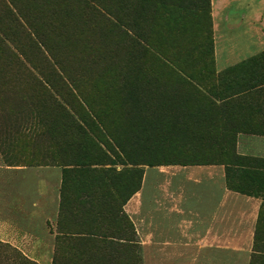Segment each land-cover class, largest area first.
<instances>
[{
	"label": "rangeland",
	"instance_id": "374dc122",
	"mask_svg": "<svg viewBox=\"0 0 264 264\" xmlns=\"http://www.w3.org/2000/svg\"><path fill=\"white\" fill-rule=\"evenodd\" d=\"M84 6L127 14L135 57ZM132 64L145 77L123 76ZM164 65L190 76H147ZM36 80L63 81L84 106L68 109L89 123L77 119L93 140L84 152L70 128L50 139ZM226 132L245 160L215 159L208 141ZM203 217L212 230L200 231ZM134 255L264 264V0H0V264Z\"/></svg>",
	"mask_w": 264,
	"mask_h": 264
},
{
	"label": "trees",
	"instance_id": "16d2710c",
	"mask_svg": "<svg viewBox=\"0 0 264 264\" xmlns=\"http://www.w3.org/2000/svg\"><path fill=\"white\" fill-rule=\"evenodd\" d=\"M98 3L100 7L103 6L100 2ZM84 8L86 10L85 9L82 10V13L88 16V19L92 23L96 24L99 22L101 23L102 28L111 31L115 36L121 37L120 41L124 45V49L126 51V56L128 59L130 57H135L134 52L136 48V43H134L133 36H131L132 29L130 28L131 25L128 23L130 19L128 17H124V15L127 16V14L118 13L119 16L113 14L117 16V18H115L116 22H114V18L111 19L109 17H106L105 14L101 13L96 7L93 6L89 7L90 8L89 10L85 6ZM102 8L105 9L104 7ZM106 9L105 11L108 12L109 10L107 9L108 10L107 11ZM164 68L165 69L162 70L160 73L155 74V73H151V71H146V74L147 76L154 78H157L160 74L162 75L171 74L172 76L181 77L180 73H182L186 76H190V73L184 69H178L179 70L178 71L175 68L169 67L167 65H164ZM140 72L142 71L139 68H135L133 64L131 66L125 65L123 76L127 78L135 75H137V77L139 76L145 77V75L141 74ZM59 79L61 80V78ZM57 81L58 80H56L55 83H57ZM63 83L64 82L62 81L58 83L57 87H55L56 84L50 85V87L55 90V93L59 95L60 99L64 102V104L54 97V94L51 91L52 89H50L49 86L46 85L47 86L46 87L45 84L43 85V82L39 80L38 81L36 80V95H35L36 100L38 102V105L44 104L46 107H48L49 110H52L53 112V115H51L50 113L47 112V109H44V112L46 113L47 116V123L51 125V128L48 130V135L50 139L57 142L60 141L63 142V139L67 136L66 134L67 128H70L72 130L71 131L72 136L68 140L69 142L68 145L76 147L78 149L77 151L81 150L84 152L88 144L93 143L92 142L93 140L90 136H87L84 127L81 124H79L78 120L82 121L85 125H89V123L88 122L86 123V121L84 122L85 119L83 115H81V117H78L77 120L70 112L72 110L74 111V109L77 110L83 109L84 106L77 100L76 95ZM62 92H64V94H62ZM136 100L137 102L134 103V107L141 109L143 104L139 103L138 99ZM147 103L151 105L152 101H148ZM140 114L141 112L139 113V117ZM97 138L99 140H104V136L101 134H97ZM217 138H220V140L222 141L221 144L220 143L216 144L215 141H208V139H210V135H207L205 139L210 144L212 143L211 144L213 147L212 150L214 151V153L212 154L213 155L216 154L217 156H219V157H215V159L217 160L219 159L220 163L225 165H230L232 163L240 162L241 160L246 159L247 155L239 154L236 151L235 137L233 133L226 132L224 134H220L219 136H217ZM197 156L199 155H195V158ZM81 157L83 158V160H81L80 162L86 163V161H84V160H88L86 153L82 154ZM153 157L154 158L159 157V155L155 154L153 155ZM209 158L210 160H214L211 157ZM207 160L208 161H200V162H211L209 159ZM149 161L153 162L154 159H149ZM160 162H162V164H173V162L169 160L160 161ZM121 245H124L125 247L127 246L133 247V245H128V244H121ZM138 260L139 258L137 257V255H134L131 262L135 264L136 262H138Z\"/></svg>",
	"mask_w": 264,
	"mask_h": 264
},
{
	"label": "crops",
	"instance_id": "0c3cea01",
	"mask_svg": "<svg viewBox=\"0 0 264 264\" xmlns=\"http://www.w3.org/2000/svg\"><path fill=\"white\" fill-rule=\"evenodd\" d=\"M195 171L197 172V171H199V172H205V173H207V174H210V176H213V175H211L213 172H219L220 171V169H218V168H216V167H214V166H200V167H198V169H195ZM195 171H191V172H195ZM214 174V173H213ZM201 210V212L202 213H204V215H208V217L210 216V215H213L214 214V210H215V208H214V206H207V207H205L204 209H200ZM196 212V211H195ZM202 219V222H200L199 223V227H200V231L201 232H204V231H209L210 229H211V227H208L207 225H206V222H207V220H209V218L207 219L206 217H203V218H201ZM148 226H149V229L151 228V227H153V228H155V229H157L158 228V226L159 225H157L156 223L155 224H152L151 222H149L148 223ZM160 228V227H159ZM212 230V229H211ZM46 262V261H45Z\"/></svg>",
	"mask_w": 264,
	"mask_h": 264
}]
</instances>
